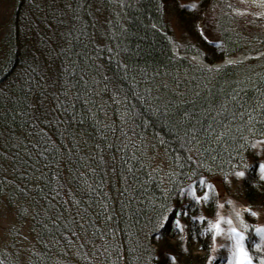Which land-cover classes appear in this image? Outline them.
Here are the masks:
<instances>
[{
    "label": "trees",
    "instance_id": "1",
    "mask_svg": "<svg viewBox=\"0 0 264 264\" xmlns=\"http://www.w3.org/2000/svg\"><path fill=\"white\" fill-rule=\"evenodd\" d=\"M185 1L17 0L0 41V210L32 243L22 250L15 232L0 264H206L193 189L210 188L211 211L208 178L242 170L244 199L264 208V55L188 58L257 53L264 35L231 26L220 0L209 41L197 25L210 0ZM161 205L180 214L158 226ZM258 236L248 226L254 258Z\"/></svg>",
    "mask_w": 264,
    "mask_h": 264
},
{
    "label": "rangeland",
    "instance_id": "2",
    "mask_svg": "<svg viewBox=\"0 0 264 264\" xmlns=\"http://www.w3.org/2000/svg\"><path fill=\"white\" fill-rule=\"evenodd\" d=\"M219 1L220 0H216L208 9H206L209 1L202 12L201 19L198 21L197 28L204 38L212 42L220 39L221 23L219 24V21L221 20V16L224 15L227 10L228 14L229 12L231 13L232 18L230 19L231 22H229L231 26L244 30L249 35H264V13L262 11L244 3L242 0H225L229 7L227 6V10L224 11L221 10L222 8L219 5L215 8V5ZM16 3L17 0H0V41L9 30ZM228 14L226 13V15ZM228 16L230 17V14ZM173 27L175 28V33L179 40L182 35L181 28L176 24H174ZM171 38L174 42L173 46L175 47V54L179 56L182 54L179 51V43L173 36ZM260 41L261 40H259L257 45L260 44ZM189 55L188 58L197 64V62H195ZM193 55H197L203 59L198 54ZM240 55L246 54L241 53ZM254 152L256 153L259 162H264L263 141L255 144ZM237 172L225 178L221 176L208 178V183L212 185L211 189L215 193L213 195V201H210V203L213 202V209L211 211H208V206L210 205L208 204V200L210 199V188L205 190L201 196V219L205 221L206 228L208 229L207 231H210V249L208 257H212V259L208 258L206 264H213L218 258L221 264H234L232 257L235 241L233 239V234L229 231L230 228L235 227L245 234L248 226H254L255 229H264V208L252 206L244 199L242 193V180L245 175L243 177H238L236 175ZM205 193H207V199H205ZM249 209H251V211H249ZM237 212L240 213L239 216L236 215ZM248 212L250 215L247 214ZM253 212L257 213V215H252ZM220 217L225 218L221 221V228L223 231L217 233L215 232V229L212 228V224L220 219ZM228 218H231L232 220L231 225L227 223ZM179 221L182 227V233H185L184 222L181 219H179ZM245 225H247V227H245ZM15 228L17 229V225L14 221L13 212L8 208L3 207L0 210V242L7 241L16 232V235L18 234L17 242L20 244L21 249L32 243V233L29 224H25L19 228L18 231H15ZM258 237L260 242V236ZM261 249H264V243L261 244ZM255 253L258 257L264 256V251L262 250L255 249Z\"/></svg>",
    "mask_w": 264,
    "mask_h": 264
},
{
    "label": "snow or ice",
    "instance_id": "3",
    "mask_svg": "<svg viewBox=\"0 0 264 264\" xmlns=\"http://www.w3.org/2000/svg\"><path fill=\"white\" fill-rule=\"evenodd\" d=\"M192 7H195V5H193ZM229 63H232V61H229ZM258 168L261 173V178L264 179V162H259ZM236 175L238 177H243L245 173L243 171H240L237 172ZM200 182L201 184L204 183L203 177H200ZM208 187H212V185L209 184ZM192 194L195 197L196 201H199L201 199L200 196L195 194V189H193ZM205 199H207V193H205ZM249 211H251V209H249ZM169 212H171L173 218H175L179 216L180 209L173 210L171 206L161 205V213L158 217V226H163L164 221L168 220ZM236 215L239 216L240 213L237 212ZM252 215H257V213L253 212ZM224 219H225L224 217H220V219H218L214 224H212V228L215 229V232L220 233L223 231V229L221 228V221ZM227 223L229 225L232 224L231 218H228ZM175 224L177 228H181L182 230L179 219L175 220ZM245 227H247V225H245ZM229 231L233 234V239L235 241L233 245V257H232L234 264H264V256L254 258L253 253L246 246L245 244L246 237L244 232L239 231L235 227L230 228ZM256 232L260 236V242L253 241L251 247L257 250L264 251V249H261V244L264 243V229L257 228ZM162 255H163V264H171V262L176 259V257L172 256L170 253H162ZM208 258L212 259L211 256H209Z\"/></svg>",
    "mask_w": 264,
    "mask_h": 264
},
{
    "label": "water",
    "instance_id": "4",
    "mask_svg": "<svg viewBox=\"0 0 264 264\" xmlns=\"http://www.w3.org/2000/svg\"><path fill=\"white\" fill-rule=\"evenodd\" d=\"M216 0H210L209 4L207 5L206 9H208ZM169 39L171 40V43L174 45V42L172 41V38L169 37ZM262 55H264V51H261L257 54H247V55H241L237 58H231V59H225L223 62L216 64V65H210L209 63H207L205 60L201 59L199 56L197 55H193L190 54L189 56L192 57V59L197 62V64L204 66L206 68H220L222 66H226V65H230V64H234L237 62H243L246 61L248 59L251 58H259ZM179 56L183 57L186 56L185 54H180ZM229 61H232V63H229Z\"/></svg>",
    "mask_w": 264,
    "mask_h": 264
},
{
    "label": "bare ground",
    "instance_id": "5",
    "mask_svg": "<svg viewBox=\"0 0 264 264\" xmlns=\"http://www.w3.org/2000/svg\"><path fill=\"white\" fill-rule=\"evenodd\" d=\"M244 3L253 6L264 13V0H242Z\"/></svg>",
    "mask_w": 264,
    "mask_h": 264
}]
</instances>
